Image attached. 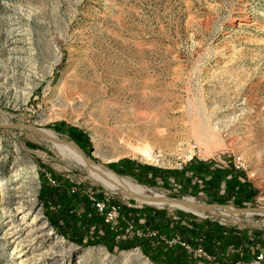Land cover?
I'll return each mask as SVG.
<instances>
[{
	"label": "rangeland",
	"instance_id": "1",
	"mask_svg": "<svg viewBox=\"0 0 264 264\" xmlns=\"http://www.w3.org/2000/svg\"><path fill=\"white\" fill-rule=\"evenodd\" d=\"M202 121L227 144L212 157L201 156L192 132ZM58 122L96 139L107 154L128 150L127 143L147 144L163 151L167 165L130 156L105 164L92 142L87 157L108 169L122 170L129 160L173 170L181 152L197 147L195 160L245 172L257 190L247 208L264 209V0H0V264H149L139 248L125 255L102 245L82 247L48 223L39 198L47 183L90 199L103 195L113 206L182 211L106 190L28 129L73 142L51 129ZM121 177L169 198L190 196ZM215 196L195 199L220 205ZM240 217L198 218L264 229L263 216ZM12 230L22 231L19 244Z\"/></svg>",
	"mask_w": 264,
	"mask_h": 264
},
{
	"label": "trees",
	"instance_id": "2",
	"mask_svg": "<svg viewBox=\"0 0 264 264\" xmlns=\"http://www.w3.org/2000/svg\"><path fill=\"white\" fill-rule=\"evenodd\" d=\"M52 130L59 134H67L71 141L78 145L86 155L92 156V142L88 135L66 122H58ZM35 145L31 148L35 149ZM124 160L126 166L122 170L110 168L119 176H127L140 184L164 188H181L182 193L192 197L204 194L213 197L220 205L230 202L236 208L245 209L254 204L257 190L250 183L243 171L233 167L228 170H217L212 164H204L193 159L178 169H159L147 164H132ZM115 166V164H110ZM52 171V169H49ZM51 175L58 181L65 182L55 172ZM218 176L219 179H218ZM59 177V178H58ZM44 178V175H43ZM224 186V190L221 187ZM190 187V191L187 190ZM188 191V192H187ZM70 194L58 192L47 183L41 187L39 198L45 207V216L50 226L69 241L82 246H105L111 253L139 248L143 255L153 264H264V229L232 227L211 219H199L193 214L177 212L170 215L167 211L153 208H136L120 206L121 217L132 221L137 227L152 230L156 236L138 238L135 232L128 230L121 221L116 231L111 230L93 206L89 196L81 193ZM98 201L104 200L97 195ZM71 212L73 215L71 216ZM170 241L180 239L190 246L193 252L202 249L207 257L197 256L179 245L168 246L159 238Z\"/></svg>",
	"mask_w": 264,
	"mask_h": 264
},
{
	"label": "bare ground",
	"instance_id": "3",
	"mask_svg": "<svg viewBox=\"0 0 264 264\" xmlns=\"http://www.w3.org/2000/svg\"><path fill=\"white\" fill-rule=\"evenodd\" d=\"M36 130L37 131L35 133L38 134L43 140L49 142L60 155L68 157L73 161H76L80 166L86 169L87 174L93 180H95L96 182L101 184L106 190L114 194H121L124 197L135 200L140 204L149 205L160 209H163L165 207L180 209L184 212L193 214L200 218L208 217V215H210L216 218L221 217L224 219H229L234 222H238L241 218V214H238L236 210L234 211L231 208L220 209V207H216L213 208L211 210V213L209 214H206L204 212H198L196 210V207H206L207 204L203 203L197 198L199 200L198 201L197 199H195V197L193 198L187 196L181 199L177 198V200L175 201L170 200L171 198L167 197L166 195L152 192L151 190L145 189L143 186L134 184L130 180H127L126 178L117 175L115 172L103 165L97 164L92 160L86 161L83 154L72 143L60 140L53 131L47 129ZM192 132L198 142L201 156L204 155V157H212L216 152L227 147L226 142L223 138H221L220 131L211 130L207 122L202 121L197 126H193ZM92 142H94L95 146V156L99 158L101 162H105V164L118 161L120 158L125 156H130L137 158L141 162L147 164L159 165L161 167L167 166L165 163H163V151H156L153 147H150L149 145L147 146V144L134 146L131 143H127L128 150L114 148V154H107L102 150V146L101 144H99V141L92 138ZM121 144H124V142H122ZM112 146L115 147L116 143H113ZM196 148L190 147V150L181 152V155L187 157V159H190L192 156H194ZM178 156V160H180V155ZM259 165L264 168V158L262 159V161H260ZM174 169H178V167ZM237 169L239 168L237 167ZM256 215L264 217V214L253 212L250 214H244V216L247 217ZM24 223L25 220L19 222V224ZM33 223L36 224V222L34 221ZM259 225H263V222L259 223ZM21 232V230H12L11 234L13 238L11 240L13 244H19V238L17 237L20 235ZM50 234L53 235L54 233L51 232ZM18 252V256L22 258L23 250L20 251L19 249ZM131 252L132 251H123L125 255H128ZM142 259V257H139L140 262H143ZM144 261L151 264L147 258H144ZM142 264L146 263L143 262Z\"/></svg>",
	"mask_w": 264,
	"mask_h": 264
},
{
	"label": "built area",
	"instance_id": "4",
	"mask_svg": "<svg viewBox=\"0 0 264 264\" xmlns=\"http://www.w3.org/2000/svg\"><path fill=\"white\" fill-rule=\"evenodd\" d=\"M197 156L196 152L194 154V156H192L190 159H187V157H184L180 154V160H179V167L178 170H183L185 166H187V164L189 162H191L193 159H195V157ZM75 192V191H73ZM92 204L95 207V209L97 210L98 214L102 217H104L105 219V223L107 225L110 226L111 230L116 231L118 229L119 221L121 219V209L119 206H113L111 205L108 201L105 203V201H98V199L96 198H91ZM128 230L135 232V234L137 235L136 237H142L144 236V232L142 230H136L134 225L132 223L128 224ZM149 236H156L155 233H150ZM173 244H179L183 247H185L189 253L194 254L195 257L197 256H204L207 257L206 253L202 250L199 249L195 252H193V250L190 248V246H188L187 244H185L184 242H182L180 239H174L173 241L169 242V245H173Z\"/></svg>",
	"mask_w": 264,
	"mask_h": 264
},
{
	"label": "water",
	"instance_id": "5",
	"mask_svg": "<svg viewBox=\"0 0 264 264\" xmlns=\"http://www.w3.org/2000/svg\"><path fill=\"white\" fill-rule=\"evenodd\" d=\"M28 129L32 130L33 132H36L37 130L33 127H28ZM72 143L84 156V158L86 159V161H91L90 158L87 157V155L85 154V152L78 146L76 145L74 142H70ZM170 200H177V198H171ZM216 207H220L221 208H225V209H233L234 211L236 210V212L238 214H241V215H244V214H250V213H259V214H264V209H261V208H245V209H241V210H237L231 206H227V205H207L206 207H196V210L198 212H204L206 214H209L211 213V210L213 208H216Z\"/></svg>",
	"mask_w": 264,
	"mask_h": 264
},
{
	"label": "crops",
	"instance_id": "6",
	"mask_svg": "<svg viewBox=\"0 0 264 264\" xmlns=\"http://www.w3.org/2000/svg\"><path fill=\"white\" fill-rule=\"evenodd\" d=\"M90 198V197H89ZM91 200V199H90ZM92 202V201H91ZM121 221H123V223L124 224H126V228H127V226H128V224L129 223H132L133 225H134V223L132 222V221H129V220H127L124 216H122L121 217V219H120V221H119V224L121 223ZM134 227H135V229L136 230H142L143 232H144V236H142V237H138V238H148V237H150L149 236V234L150 233H154L152 230H150V229H142L141 227H137L136 225H134ZM155 237V236H154ZM161 241H163V242H165L168 246H170L169 245V242H170V240H168V239H166V238H164V237H160L159 238ZM152 263V262H151Z\"/></svg>",
	"mask_w": 264,
	"mask_h": 264
}]
</instances>
